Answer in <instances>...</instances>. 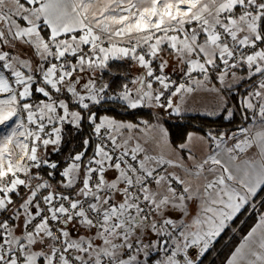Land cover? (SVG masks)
Returning <instances> with one entry per match:
<instances>
[{
  "label": "snow or ice",
  "instance_id": "1",
  "mask_svg": "<svg viewBox=\"0 0 264 264\" xmlns=\"http://www.w3.org/2000/svg\"><path fill=\"white\" fill-rule=\"evenodd\" d=\"M225 249L264 264V0H0V264Z\"/></svg>",
  "mask_w": 264,
  "mask_h": 264
},
{
  "label": "trees",
  "instance_id": "2",
  "mask_svg": "<svg viewBox=\"0 0 264 264\" xmlns=\"http://www.w3.org/2000/svg\"><path fill=\"white\" fill-rule=\"evenodd\" d=\"M120 71H128V69H120ZM122 119H127V120H136L138 118H143V119H150L148 110L145 109L143 111H141L139 113V116L136 115H124L122 117H120ZM205 124L207 125H211L212 127H216L218 125H223V121L217 120L215 123L212 122L211 119H207L204 121ZM193 125H200L201 124V120H194L192 121ZM189 130H193V129H189ZM170 131L172 132V138L173 140L177 139V136L180 132V129L176 126V121L173 120L170 122ZM228 250L225 249L223 253L220 254V256L216 259V264H222L224 257L227 255Z\"/></svg>",
  "mask_w": 264,
  "mask_h": 264
},
{
  "label": "crops",
  "instance_id": "3",
  "mask_svg": "<svg viewBox=\"0 0 264 264\" xmlns=\"http://www.w3.org/2000/svg\"><path fill=\"white\" fill-rule=\"evenodd\" d=\"M168 71H171V68H169Z\"/></svg>",
  "mask_w": 264,
  "mask_h": 264
}]
</instances>
